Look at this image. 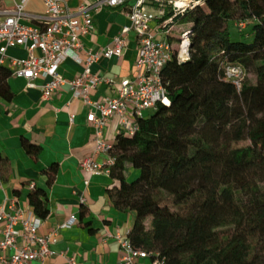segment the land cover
<instances>
[{"label":"trees","instance_id":"obj_1","mask_svg":"<svg viewBox=\"0 0 264 264\" xmlns=\"http://www.w3.org/2000/svg\"><path fill=\"white\" fill-rule=\"evenodd\" d=\"M172 15L165 7L157 24ZM176 18L173 55L161 72L168 104L139 119L132 136L116 135L109 177L119 186L108 197L133 213L127 237L151 260L264 264V0H201ZM182 32L190 58L179 63ZM227 67L244 71L240 90L226 79ZM11 75L0 65L6 102ZM21 144L31 157L40 151ZM56 171L43 172L47 186ZM27 201L35 217L47 218L45 191L33 186Z\"/></svg>","mask_w":264,"mask_h":264},{"label":"crops","instance_id":"obj_2","mask_svg":"<svg viewBox=\"0 0 264 264\" xmlns=\"http://www.w3.org/2000/svg\"><path fill=\"white\" fill-rule=\"evenodd\" d=\"M93 1L69 0L68 6L74 9L79 4ZM12 4V0H0V7L10 8ZM26 12L42 15L41 0H29ZM92 21L93 30L81 39L83 51L98 52L110 46L120 29L128 25L123 9H102L92 14ZM151 27L157 38L163 39L157 21ZM83 51L80 52L81 58ZM136 52L135 34L130 32L120 57L100 58L92 64V74L114 80L112 85L103 84L91 91L92 100L115 97L117 82L133 78ZM25 57L26 52L21 48L8 49L3 66L10 68V59ZM82 71L83 65L72 59H66L58 69L66 80L78 77ZM33 83L35 87H27L24 79L11 76L7 85L13 97L9 102L0 100V158L4 162L0 207L7 208L6 201L13 199L27 215L31 211L27 201L30 186L45 191L49 213L42 221L38 235L52 234L55 240L50 245L52 256L45 260L46 264H67L70 258L76 264H120L119 246L114 236H127L133 223V213L117 210L108 197V191L118 188L117 180L105 175L89 176L79 169V161L93 149L92 129L86 122L89 110L80 99L72 97L68 86L60 87L44 99L39 86L45 81L36 79ZM150 113L146 111L143 116L148 117ZM71 115L74 116L72 125L69 122ZM118 130V119H111L103 130L105 141L113 144ZM22 140L40 148L36 157L25 152ZM52 165L57 166V171L52 184L47 186L43 172ZM133 174L134 171L130 170V175ZM82 211L85 212L83 215ZM71 216L75 217L74 224L60 229ZM2 227L0 222V238ZM12 253L7 251L5 255ZM150 262L146 259L139 263Z\"/></svg>","mask_w":264,"mask_h":264},{"label":"built area","instance_id":"obj_3","mask_svg":"<svg viewBox=\"0 0 264 264\" xmlns=\"http://www.w3.org/2000/svg\"><path fill=\"white\" fill-rule=\"evenodd\" d=\"M200 1L94 0L70 9L69 0H41L43 14L33 15L26 12L29 0H12L13 4L10 8L0 7V65L4 64L8 49L21 48L26 52V57L10 59L12 77L24 79L27 87H35L33 82L36 79L44 80L45 83L39 86L44 99H48L60 87L70 88L72 97L80 99L88 108L86 122L92 129L93 149L79 161V169L89 176H109L116 158L113 155V144L105 141L104 128L111 119L117 118L118 133L132 136L138 130V120L144 117L146 111H154L158 104H168L161 72L173 55V47L166 39L177 30V27L170 26L172 18L200 4ZM168 6L172 8L173 15L160 24L165 39H158L151 24L162 18L164 8ZM105 8L123 9L128 25L120 29L110 46L98 52L83 51L81 39L93 30L92 14ZM148 8L158 9L159 17ZM238 26L244 28L245 24L240 23ZM130 32L135 34L137 43L133 78H123L117 82L115 97L92 100L91 91L103 84L108 86L114 84L112 79L92 74L90 71L92 64L100 58L120 57L126 48ZM82 51L83 58L80 56ZM189 58L188 34L182 32L176 59L179 63H183ZM66 59H72L83 65L82 73L72 80H66L58 72ZM225 76L237 90H240L244 78V71L241 68L227 67ZM69 122L70 125L74 123V116L69 117ZM0 186H2L1 177ZM6 202L7 208L0 207V222L3 224L0 238V264H32L33 262L46 264L45 260L52 256L50 245L55 242L53 235H38L42 220L35 217L31 211L25 215L13 199ZM81 203H84L83 199ZM74 222L75 217L71 216L59 228L70 227ZM114 239L119 246L120 264H140L141 260H151V254L135 248L127 236L115 235ZM7 251H12V255L6 256ZM67 264H76V262L70 258ZM150 264H164V261L154 257Z\"/></svg>","mask_w":264,"mask_h":264},{"label":"rangeland","instance_id":"obj_4","mask_svg":"<svg viewBox=\"0 0 264 264\" xmlns=\"http://www.w3.org/2000/svg\"><path fill=\"white\" fill-rule=\"evenodd\" d=\"M148 10L149 11H151L154 15H156L157 17H159V10L158 9H156V8H148ZM170 26H172V27H177L178 26V20H177V18L175 17V18H172V24L170 25ZM163 39H165V37L163 36ZM167 39V41H169L170 40V38H166ZM252 77H250V79H251ZM252 80V79H251ZM146 115V114H145ZM136 172V171H135Z\"/></svg>","mask_w":264,"mask_h":264}]
</instances>
